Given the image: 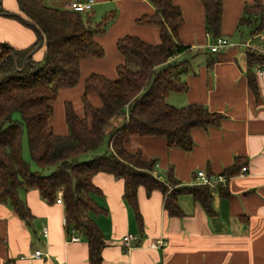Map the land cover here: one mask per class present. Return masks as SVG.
<instances>
[{"label": "trees", "instance_id": "1", "mask_svg": "<svg viewBox=\"0 0 264 264\" xmlns=\"http://www.w3.org/2000/svg\"><path fill=\"white\" fill-rule=\"evenodd\" d=\"M201 2L206 31L213 41L221 37L223 0ZM17 3L19 13L8 16L33 28L38 39L26 49L0 41V63L3 61L0 66V203L10 205L20 218L30 223L33 215L22 193L36 189L43 200L54 203L62 191L67 228L80 232L87 241L89 264H101L105 246L104 235L95 220V215L106 210L95 198L102 193L93 183L97 173L112 174L124 181L123 198L141 230L144 223L137 195L141 186L148 195L154 190L163 192L164 209L170 216L184 215L178 202L181 194H191L209 215L215 214L214 191L209 187L184 185L173 175L163 181L155 174L156 159L145 160L140 150L130 152L125 147L135 136H161L169 147L191 151L193 129L218 127L225 118L223 113L211 111L202 103L176 107L167 101L171 92L188 88L179 71L184 61H176V57L191 48L178 37L183 23L181 8L173 0H152L155 13L137 21L158 26L160 42L152 44L137 35L119 38L116 47L123 62L116 66V77L95 72L85 77L81 96L83 113L78 114L71 101L64 103L68 132L62 135L51 124L54 102L60 89L79 83L81 60L105 56V49L96 36L107 31L106 25L116 13L104 15L93 25V8L82 13L68 7L47 6L44 0H17ZM237 30L249 36L264 32L262 0L245 4ZM40 43L42 59L36 60L34 53L25 62L26 56ZM131 60L137 61V69L131 68ZM213 63L214 59H210L208 66ZM263 63L264 53L247 50L246 75L255 94L258 86L253 68ZM91 95L99 97L100 106L91 102ZM119 117L122 122L107 133L106 127ZM25 137L30 161L24 156ZM105 143L109 149L100 153ZM89 154L91 158L83 159ZM243 166L238 157L222 173L233 176ZM47 169L52 170L45 174ZM227 188L218 191L227 195Z\"/></svg>", "mask_w": 264, "mask_h": 264}, {"label": "crops", "instance_id": "2", "mask_svg": "<svg viewBox=\"0 0 264 264\" xmlns=\"http://www.w3.org/2000/svg\"><path fill=\"white\" fill-rule=\"evenodd\" d=\"M108 3H115L120 11L112 10L116 16L106 34L96 36L106 54L81 60L79 83L60 89L51 121L57 134L68 132L66 101L73 103L78 114L83 113L81 96L87 75L95 72L116 77V66L123 62L116 47L119 38L137 35L152 44L160 42L158 26L137 21L155 13L152 0H94L92 10ZM173 3L183 14L179 39L194 47H207L212 37L206 31L201 0H173ZM246 3L253 0H223L221 37L228 39L229 46L219 52V60L212 66L203 65L198 74L187 76V90L171 92L167 98L169 101L172 93L186 92L185 98L173 97L174 103L180 102L182 106L207 103L211 111L225 115L221 125L193 129L191 151L169 147L161 136H135L125 147L130 152L140 150L145 160L156 159L155 174L163 181L173 175L184 185H196L197 170L219 174L238 157L248 167L247 173L232 176L227 195L214 190L213 215L191 194H181L178 202L184 215L170 216L164 209L165 196L161 190L148 195L143 186L139 187L142 230L123 198L124 181L112 174L97 173L93 183L102 193L95 198L106 209L95 215L105 238L101 264H264V63L253 68L258 94L249 87L246 75L247 50L264 53V41L258 37L264 32L246 37L237 30ZM0 8L6 11L0 10V41L17 49L35 44L36 31L8 16L19 13L17 0H0ZM41 54L43 49H38L35 58ZM73 94L75 100L70 98ZM90 100L96 106L101 105L96 95H91ZM58 107L64 122L60 131L53 124ZM22 197L33 215L30 223L20 218L10 205L0 203V264H89L88 243L82 234L76 231L80 241L70 240L72 232L66 225L64 205L43 200L36 189L25 191ZM129 233L138 236L130 249L123 244V237ZM158 238H165L167 245L156 246ZM35 250H40L42 257H32Z\"/></svg>", "mask_w": 264, "mask_h": 264}, {"label": "rangeland", "instance_id": "3", "mask_svg": "<svg viewBox=\"0 0 264 264\" xmlns=\"http://www.w3.org/2000/svg\"><path fill=\"white\" fill-rule=\"evenodd\" d=\"M44 3L47 6L50 7H58V8H66L68 6V1L67 0H44ZM112 10H115L116 12L119 13L120 9L119 7L115 4V3H108V4H104L100 7L96 6V8L94 10H92L91 12V18H92V23L93 25H95L96 23H98L99 21H101L103 19V16L106 14H109ZM113 21V20H112ZM110 21L107 25H106V29L108 30L111 22ZM244 32H248V29L245 28ZM106 32L102 35H98V36H103L105 35ZM249 36L248 34L246 35V37ZM250 37V36H249ZM210 43V42H209ZM107 48V47H106ZM242 50L245 51V47L242 48ZM219 52H211L210 48L207 47H194L191 46L190 50L179 55L176 58V61H184L182 63V65H180V74L181 77L186 81V78L188 75H192V74H198L200 68L203 65L208 64V61L210 59H214V61L219 60ZM43 57V54H41V56H39L38 58H36V60H41ZM131 68L133 69H137L138 68V63L136 60H131L130 63ZM213 77L214 74L212 73ZM189 87V85H188ZM73 100L76 99L75 94L70 95ZM173 97H179V98H185L186 97V92L184 93H172L171 94V100L168 101L169 104L174 105L176 107H182V105L180 104V102H175L172 100ZM205 106H207L209 108V104L205 103ZM122 122V117L113 119L112 123L109 124L106 127L107 133H110L115 125H118ZM54 127L57 131H60L64 128V122H63V114H62V110H60V108L58 107L56 110V114H55V119H54ZM23 147H24V156L30 161V153H29V147H28V143H27V138H24L23 141ZM109 149L108 144L105 143L99 150L100 153H103L105 151H107ZM91 158V155H87L85 157H83V159H89ZM32 163V167L34 169H37L36 165L31 161ZM52 169H47L44 173L48 174L51 172Z\"/></svg>", "mask_w": 264, "mask_h": 264}, {"label": "built area", "instance_id": "4", "mask_svg": "<svg viewBox=\"0 0 264 264\" xmlns=\"http://www.w3.org/2000/svg\"><path fill=\"white\" fill-rule=\"evenodd\" d=\"M94 0H73L68 4V8L79 11V12H87L93 8ZM258 37L264 41V35L259 34ZM228 39L224 37H218L211 41L208 45L211 52H221L226 47L229 46ZM248 171L247 166H243L240 175L246 174ZM232 176H227L223 173L219 174H208L205 170L199 169L195 173L196 185H203L209 187L210 190H219L221 188L228 187L229 181ZM56 203L63 204L62 191L58 192ZM76 231H72L71 241H80V237L75 234ZM138 240V236L132 233H129L123 237V244L126 248L130 249L132 247V243ZM156 246L161 247L167 245V240L165 238L156 239ZM32 257L40 258L42 257V252L40 250H35L32 254Z\"/></svg>", "mask_w": 264, "mask_h": 264}, {"label": "water", "instance_id": "5", "mask_svg": "<svg viewBox=\"0 0 264 264\" xmlns=\"http://www.w3.org/2000/svg\"><path fill=\"white\" fill-rule=\"evenodd\" d=\"M41 45H42V43H40L33 51H31L27 56H26V58H25V62L27 61V59L29 58V57H31L40 47H41ZM11 56V58L14 60L15 58H14V55H10ZM3 62V61H2ZM2 62L0 63V66L2 65ZM25 67V64H24V66H23V68Z\"/></svg>", "mask_w": 264, "mask_h": 264}]
</instances>
